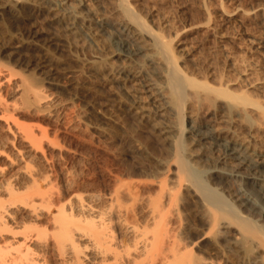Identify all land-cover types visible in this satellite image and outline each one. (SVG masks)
Wrapping results in <instances>:
<instances>
[{
    "label": "bare ground",
    "instance_id": "obj_1",
    "mask_svg": "<svg viewBox=\"0 0 264 264\" xmlns=\"http://www.w3.org/2000/svg\"><path fill=\"white\" fill-rule=\"evenodd\" d=\"M105 1L0 0V264H264V100Z\"/></svg>",
    "mask_w": 264,
    "mask_h": 264
},
{
    "label": "rangeland",
    "instance_id": "obj_2",
    "mask_svg": "<svg viewBox=\"0 0 264 264\" xmlns=\"http://www.w3.org/2000/svg\"><path fill=\"white\" fill-rule=\"evenodd\" d=\"M102 1L104 2L105 0ZM108 1L110 0L105 1L104 4L108 5ZM131 4L134 9L138 8V10H136H140L139 13L142 16L144 14V18L149 20L148 23L150 22L149 25L152 28L159 27L161 31L163 29V34L166 33L165 35L169 34V36L177 34L175 37L172 36L173 40L178 39L181 43L174 40L175 45L179 43V45L185 47L187 45L186 48L189 50L192 49L191 54L194 53L195 55H192L196 58L194 61L195 64H193L194 59L192 63L190 61L188 64L191 63L193 67L195 65V67H197V64H199L197 67L199 70L207 68L206 71L209 73H213L214 71L215 73L211 74V76L221 75L222 73L223 75L221 76L226 80L228 78L229 81H227L230 82V87L241 86L242 89L249 90V92L251 91L250 96L253 94V99L255 98L256 100L259 98L260 101L261 99L264 100V0H131ZM41 24L40 22V25ZM61 37L62 36L57 35L56 39L58 41L56 40V42L58 44L56 43V45H53L56 48H50L52 51L50 49L49 51L53 52L54 50L56 54H54V52L53 54L56 57L58 56L57 58L59 59L64 57L61 60L69 62H66L68 65L67 70H69L67 74L76 73L77 76L76 74H74L75 77L66 74L64 78L63 76L61 78H55L54 81L56 83L60 81L59 83H63V85L67 84V89L69 87V91L73 89L71 92H74V84L77 79L80 80L81 83H85V79L87 81L86 75L81 73V68L82 71L84 69L81 67L82 65L79 64L81 63L79 60L81 61L80 58L82 57L83 61H85L89 57L90 52L84 48H80V44H77L80 45V47H77L74 43H68V40H64V36L63 41L67 44L63 45V41L60 39ZM59 43L64 47L59 45ZM58 45L61 46L63 50ZM57 47H59V49ZM79 48L84 49L85 52L87 51L88 55H84L85 52ZM64 52H67V54L65 55ZM73 54L76 56L74 57ZM77 56H79V60L76 59ZM74 58L78 60V62L75 61ZM202 58L208 63L203 62L204 60ZM205 63H207V65ZM73 64L76 65L74 66ZM200 65H204L206 68L201 66L202 69ZM209 69L214 70L210 72ZM203 71L205 72V70ZM216 71L219 73L217 74ZM78 74L82 75V78ZM78 76H80V79ZM210 79H212V77ZM78 80L77 82L80 83ZM232 81L233 85L231 84ZM71 87L72 89H70ZM52 89L53 88H48L47 90L56 96H61V93ZM63 109L61 118L63 120L62 126L64 125L63 127L65 128L67 124L70 126L72 116L74 118V110H72L74 108L66 104ZM103 124L100 123L96 126L91 123L89 128L99 134L101 141L104 143L103 145H105L109 143V140L105 136V133L102 132L103 129L101 128ZM84 139L83 137V140H81L84 141ZM87 139H85V141ZM85 143L87 144L88 142ZM72 147H75L74 143ZM77 148L78 147H75L73 150L79 153ZM96 166L94 168H96ZM95 170L99 173V167ZM98 177V179L102 180L99 175Z\"/></svg>",
    "mask_w": 264,
    "mask_h": 264
}]
</instances>
